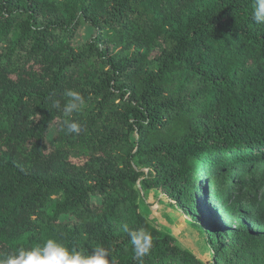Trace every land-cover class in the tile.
Listing matches in <instances>:
<instances>
[{
  "label": "trees",
  "instance_id": "obj_1",
  "mask_svg": "<svg viewBox=\"0 0 264 264\" xmlns=\"http://www.w3.org/2000/svg\"><path fill=\"white\" fill-rule=\"evenodd\" d=\"M253 3L0 0V257L54 238L110 264H264ZM68 89L79 135L52 107ZM145 191L189 216L196 252L148 220ZM124 225L151 234L141 261Z\"/></svg>",
  "mask_w": 264,
  "mask_h": 264
},
{
  "label": "clouds",
  "instance_id": "obj_2",
  "mask_svg": "<svg viewBox=\"0 0 264 264\" xmlns=\"http://www.w3.org/2000/svg\"><path fill=\"white\" fill-rule=\"evenodd\" d=\"M252 17L257 24H264V0H254ZM63 95L66 97L63 106L60 100H54L52 107L62 113L67 132L79 135L82 125L71 117L84 107V97L80 92L71 89L66 90ZM123 228L133 245L135 259L141 261L152 247L151 234L144 229L130 230L127 225ZM108 257L109 252L102 246L88 252L82 248L70 249L63 242L48 238L43 244L20 247L6 257H0V264H110Z\"/></svg>",
  "mask_w": 264,
  "mask_h": 264
},
{
  "label": "rangeland",
  "instance_id": "obj_3",
  "mask_svg": "<svg viewBox=\"0 0 264 264\" xmlns=\"http://www.w3.org/2000/svg\"><path fill=\"white\" fill-rule=\"evenodd\" d=\"M90 26H82L78 33V40L85 39L84 31ZM90 30H86V33ZM53 132L50 133V136ZM140 203L148 220L159 228L172 233L184 247L196 252L197 230L189 216L166 197L157 193L145 191ZM226 218L222 219L225 222ZM233 223V222H232Z\"/></svg>",
  "mask_w": 264,
  "mask_h": 264
}]
</instances>
